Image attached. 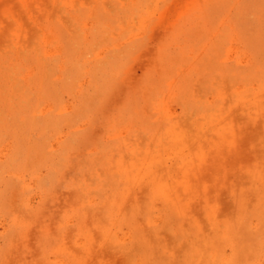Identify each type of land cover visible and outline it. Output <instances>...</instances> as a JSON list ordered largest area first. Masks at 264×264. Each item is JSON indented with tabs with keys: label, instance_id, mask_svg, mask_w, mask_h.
Listing matches in <instances>:
<instances>
[{
	"label": "rangeland",
	"instance_id": "rangeland-1",
	"mask_svg": "<svg viewBox=\"0 0 264 264\" xmlns=\"http://www.w3.org/2000/svg\"><path fill=\"white\" fill-rule=\"evenodd\" d=\"M0 264H264V0H0Z\"/></svg>",
	"mask_w": 264,
	"mask_h": 264
}]
</instances>
